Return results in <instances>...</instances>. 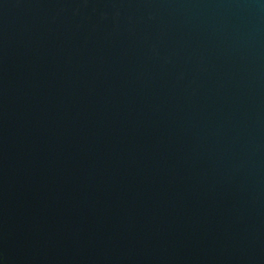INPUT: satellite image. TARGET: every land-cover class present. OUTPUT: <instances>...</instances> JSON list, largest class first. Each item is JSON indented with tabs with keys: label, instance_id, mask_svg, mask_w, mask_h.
<instances>
[{
	"label": "water",
	"instance_id": "95a60500",
	"mask_svg": "<svg viewBox=\"0 0 264 264\" xmlns=\"http://www.w3.org/2000/svg\"><path fill=\"white\" fill-rule=\"evenodd\" d=\"M0 264H264V0H0Z\"/></svg>",
	"mask_w": 264,
	"mask_h": 264
}]
</instances>
